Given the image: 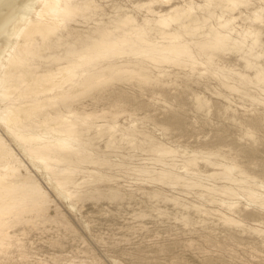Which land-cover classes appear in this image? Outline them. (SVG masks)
I'll return each instance as SVG.
<instances>
[{
  "label": "rangeland",
  "instance_id": "1",
  "mask_svg": "<svg viewBox=\"0 0 264 264\" xmlns=\"http://www.w3.org/2000/svg\"><path fill=\"white\" fill-rule=\"evenodd\" d=\"M228 1L77 0L88 7L68 25L99 36L90 46L131 27L157 53L125 47L51 106L42 72L66 62L47 58L51 42L12 62L4 105L23 135L50 130L67 148L37 150L0 124L49 200L0 228V264H264V0Z\"/></svg>",
  "mask_w": 264,
  "mask_h": 264
},
{
  "label": "bare ground",
  "instance_id": "2",
  "mask_svg": "<svg viewBox=\"0 0 264 264\" xmlns=\"http://www.w3.org/2000/svg\"><path fill=\"white\" fill-rule=\"evenodd\" d=\"M22 2L0 0V124L6 129L17 130L16 137L24 143L35 145L37 150H46L49 147L47 144L49 141L53 144L56 142L58 148L64 150L67 145L64 144L63 139L51 138L50 130H45L43 134L26 132L27 134L23 135L24 120L18 114L17 108L10 109L4 105L9 97L5 84L10 76L8 69L12 62L19 60L22 65L25 64L26 59L22 57L23 54L51 42L50 48L48 47L50 52L46 55L47 58L53 55H61V58L66 60L63 65H61V60L59 62L55 60L52 65L47 64L46 71L42 72V76L46 78L49 85L48 88L41 91V94L46 95L43 102L44 105L51 106L53 103L52 94L58 95L65 87L71 86L72 88L81 77L84 79V85L89 84L92 79L99 78V71L91 75L92 69L90 68L96 66L110 68L112 64L110 60L117 55L121 56L125 47L130 48L129 55L140 58L154 57L157 51L150 40H145L142 32L131 27L127 34H123L121 38H117L114 31H111L104 34L105 37L102 40H98L99 43L109 42L111 47L101 48L102 44L90 46L89 40H96L99 36L94 37L95 33L92 30L89 34L82 30H75L73 33L68 25V18L71 13H80L81 10H85L88 7V1L87 4H84L86 1L79 3L77 0H26L24 3ZM227 3L233 9L236 3H244V0H229ZM126 22L130 26L131 22ZM161 24L167 27L169 21L163 19ZM115 27L118 28L119 24H114V29ZM218 28H224V23H219ZM91 32L94 33L93 37L89 36L92 35ZM176 33V29L171 30L166 33V36L168 35L169 39L172 40L175 39ZM223 38L220 32H216L215 40L217 43H221ZM43 58L46 59V57ZM28 61L31 62L32 59L30 58ZM104 63L105 65H103ZM38 66V68L43 67V64ZM27 68L29 69V67ZM38 68L32 67L36 70ZM20 87L21 85L17 88ZM30 95L35 96L34 93ZM64 100L65 98L61 97L60 101L63 102ZM44 139L46 141L42 143ZM3 140L0 137V228L4 227L9 219L18 220V218L26 217V215H35L37 218L45 210V205L49 201L45 192L33 179L26 177L28 175L19 174L20 161L15 158ZM22 166L21 163L20 169H23Z\"/></svg>",
  "mask_w": 264,
  "mask_h": 264
}]
</instances>
